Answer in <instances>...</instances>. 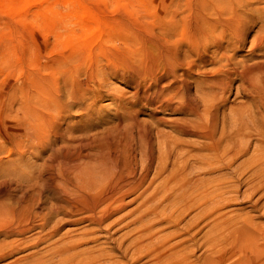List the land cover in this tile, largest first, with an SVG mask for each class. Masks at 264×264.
I'll return each mask as SVG.
<instances>
[{"label": "rangeland", "instance_id": "rangeland-1", "mask_svg": "<svg viewBox=\"0 0 264 264\" xmlns=\"http://www.w3.org/2000/svg\"><path fill=\"white\" fill-rule=\"evenodd\" d=\"M202 21L209 27L220 24L216 31L222 33L218 36L222 41L217 39L218 42L213 44L208 37L204 42L207 44L206 53L199 57L186 40H192ZM262 23L264 0H0V172L10 173L9 178H26L33 174L34 166L41 160L38 162L37 158H32L30 145L25 141V133L30 132L45 139L44 157L49 150L65 142L71 148L80 141L95 145L109 142L112 148L136 152L143 148L142 144H149L152 160L150 163L142 158L138 161V154L139 164L134 167L136 176L146 175L144 187L148 191L145 194H150L153 186L159 184L157 181L166 175L154 179L157 153L165 142L169 144L168 140L175 138L193 149L197 144L207 147L208 141L202 138L177 133L175 124L181 121L190 125L194 121L205 126L208 112L216 113L214 128L206 125L216 140L222 118L226 116L227 124L231 125L233 114L230 107L247 109L255 105L253 96L264 97V89L259 93L255 89L248 91L237 78H232L231 82L225 79L214 65L215 55L224 50L232 57V63L240 67L239 70L243 66L260 67L264 64ZM256 39L261 45L253 46ZM142 67L151 68L153 77H141ZM255 78L264 82V74ZM225 81L228 85L223 84ZM178 82L187 87L188 93H183L198 100L199 118L175 110L177 103L171 104V108L145 105L144 94L151 97L161 92L166 98L175 90L177 92ZM213 82L216 86L212 85ZM218 84L229 88L222 93ZM195 91L217 94L220 105L216 103L213 109L209 107L204 116L203 108L210 105L209 99L201 101ZM175 95L181 97L182 92ZM252 139L255 145L256 139ZM219 145H223V141ZM250 151L233 160L228 167L223 165L224 168L216 167L201 174L202 178L207 181L226 177L234 180L237 166L248 158ZM172 161L170 158L167 171L171 170ZM193 173L188 177L191 181L196 177ZM244 179L242 177L240 182ZM150 180H153L151 184L148 183ZM246 189L245 184H240L235 186L234 194L208 196L202 208L204 213L201 211L202 218L197 215L198 209L190 204L180 222L159 229L158 236L179 232L168 239V244L180 240L187 248L186 264H264V239L256 241L257 252L241 243L244 242L239 229L242 217L252 216L254 223L264 227V190L251 193ZM132 197L127 196L126 202ZM135 204H128L125 211ZM165 208L151 219L166 218L170 210L167 206ZM120 225L112 227L109 232ZM160 226L163 224L156 227ZM84 227L85 223L62 226L59 234L71 228L73 236ZM129 228L117 231L112 240L119 241L120 234ZM103 234L94 233L98 239L82 243L79 249L93 246L92 250H95V247L106 246L102 249L110 259H106L105 264L114 259H118L119 264H148L146 257L136 263L131 261L130 254L121 257L117 250L111 249L113 243ZM204 236H209L211 241Z\"/></svg>", "mask_w": 264, "mask_h": 264}, {"label": "bare ground", "instance_id": "bare-ground-1", "mask_svg": "<svg viewBox=\"0 0 264 264\" xmlns=\"http://www.w3.org/2000/svg\"><path fill=\"white\" fill-rule=\"evenodd\" d=\"M219 27L220 24L209 27L202 21L200 26L196 27L192 40H186L187 45H192L196 55L201 57L206 53L207 44L204 42L208 37H211L213 44L218 42L217 39L222 41V38L218 37L221 32L216 31ZM261 27L264 28V23ZM258 43L256 39L253 46L261 45ZM218 54L214 57V65L218 66L216 71L221 73L225 79L231 82L232 78H237L248 91L255 89L259 93L264 89V82L255 78L258 74H264V64L260 67L243 66L239 70L240 67L238 68L236 64L232 63V57L226 55L225 50ZM152 73L151 68L147 67L142 69V76L140 73L135 74L147 79L152 76ZM131 80L130 82L135 79ZM154 80H150V82L156 83ZM179 84L180 86L178 85L179 87L176 88L177 92L175 90L173 95L167 96L168 99L161 92L155 96L153 94L151 97H146L144 94L145 105L149 107L157 104L156 107L169 108L171 104L177 103L178 107L175 110L199 118L198 100L190 98L191 94L188 96L183 93L184 91L188 93L187 87ZM214 84L216 83L213 82L212 85ZM223 84L228 85L226 81ZM223 84L222 87L218 85L222 88V93H225L228 86ZM188 89L190 90V88ZM178 91L182 92L181 97L175 95ZM197 91H195L196 95L198 94L201 101L206 102L209 99L208 104L210 105H204L203 108L204 116L207 115L209 107L213 109L216 103L217 106L220 105L218 102L220 97H217V94ZM253 98L260 100H253L255 103L253 107L247 109L242 106L229 108L233 114V120L231 125H228L226 116L222 118L217 141L213 137L211 129L206 126L214 128L217 123L216 113L208 112L204 127L194 121L193 124L190 121V125L189 122L181 123V121L178 122L179 124H175L177 133L202 138L208 141L207 147L197 144V147L193 149L188 143L175 138L168 140L169 144L165 142L161 146L160 153H157L154 179L156 176L158 179V176L166 175L161 176V181H157L159 184L156 183L157 185L153 186L155 188H152L151 193L149 191L150 194H145L148 191V188L144 187L146 175L136 176L134 167L139 164L140 158L145 159L148 163L152 160V150L148 147L149 142L147 143V141L145 142L148 146L142 144L143 148H139L137 152L129 148H127L129 150L119 147L112 148L109 142L95 145L90 144L92 142L89 141H80L76 145L74 143L72 148L65 142V145L62 143V146L59 145L49 150L50 153L44 157L42 153L46 150L45 139L36 132L25 133L24 138L30 145L32 158L40 159L41 163L35 165L31 172L33 174L26 178L22 176L9 178L10 173L0 172V263L8 261L5 264H105V260L110 259V256L102 249L106 246L102 248L98 246L97 249L95 247V250H92L93 246L91 249H79L81 245L95 242L98 239L94 233L104 232V238L113 243L111 249L117 250L121 257L127 254L132 255L130 256L132 262L136 263L146 257L148 264H186L187 248L180 240L175 244H168V239L176 236L179 232H172L168 236L160 237L158 236L159 229L176 226L189 210L190 204L198 209L197 215L202 218L201 211L208 196H220V193L221 195L234 194L235 186L240 184H245L251 193L264 190V97L255 95ZM252 137L256 139L255 145L252 144V140H254ZM66 140L64 139V141ZM73 140L71 142H74ZM95 140L97 139L95 138ZM220 141H223V145H219ZM33 148L39 149V151L33 150ZM249 151L251 154L248 158L243 159L236 168L235 174L238 179L231 180L226 177L207 181L202 178L201 174L209 173L213 168H221L223 165L228 167L233 160L247 155ZM171 155L173 157H170ZM155 157L157 158V156ZM170 158H173L171 170L167 171L166 166ZM38 162L40 161L38 160ZM192 173L196 176L193 181L188 178ZM242 177L245 179L240 182ZM152 181L150 180L148 183L151 184ZM251 193L248 192V194ZM129 195L133 197L126 202V197ZM133 203H136L134 207L125 211L127 205ZM166 206L170 210L166 218L151 219L164 211ZM242 219L239 229L242 230L243 237L241 236V239H244V242L241 241V243L247 248L256 249L257 252L259 247L255 246V243L264 239V227L254 223L252 216L242 217ZM82 223H85V227L75 233V236H72L71 228L59 234L62 226H77ZM119 224L121 225L117 229L109 232L112 227ZM161 224L163 226L156 227ZM127 228L129 229L120 234L119 239L117 238L119 241L112 240L117 231ZM219 228L221 227L219 226ZM29 234L30 236H28ZM204 237H208V241H211L209 236ZM205 238L202 239L205 241ZM42 245H44L43 248ZM114 260L110 264H119L118 259Z\"/></svg>", "mask_w": 264, "mask_h": 264}]
</instances>
